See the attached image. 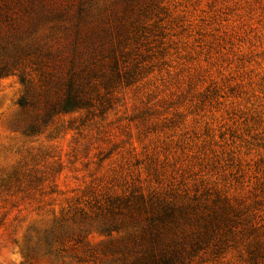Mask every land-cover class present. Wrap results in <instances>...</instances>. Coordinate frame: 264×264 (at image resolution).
I'll return each instance as SVG.
<instances>
[{
	"label": "rangeland",
	"instance_id": "obj_1",
	"mask_svg": "<svg viewBox=\"0 0 264 264\" xmlns=\"http://www.w3.org/2000/svg\"><path fill=\"white\" fill-rule=\"evenodd\" d=\"M95 8L104 23L94 29L110 35L94 58L80 47L76 69L92 107L43 126L62 98L69 24L24 38L30 56L0 78V264H133L141 221L111 234L100 226L108 200L128 198L125 215L153 190L191 205L184 212L198 222L180 221L179 239L208 229L209 247L191 264H264V0ZM113 57L134 72L131 83L110 82ZM29 126L39 133L24 134Z\"/></svg>",
	"mask_w": 264,
	"mask_h": 264
},
{
	"label": "trees",
	"instance_id": "obj_2",
	"mask_svg": "<svg viewBox=\"0 0 264 264\" xmlns=\"http://www.w3.org/2000/svg\"><path fill=\"white\" fill-rule=\"evenodd\" d=\"M98 0H0V78L16 71L19 61L22 58L30 56L28 49L19 46L24 38L31 37L42 25L52 22H61L71 26L70 31V52L68 59L66 80L61 85L63 88H56L62 95L59 104L49 103L46 107V114L43 119V126L47 125L51 118L57 113H68L75 110H81L92 107L91 98L87 96L83 83L77 72V60L80 47L85 46L89 50L90 58H94L96 53L100 55V48H96L94 43L99 39H107L109 30L99 28L104 22L99 14V20L93 21L94 9L97 10ZM98 11V10H97ZM93 23L99 26V33L94 29ZM54 26L50 27L53 29ZM66 26H63L64 31ZM102 35V36H101ZM12 47L11 62H3L5 53L8 52L5 46ZM35 54V53H34ZM93 55V56H92ZM110 70L114 73V79L110 82L115 83L124 79L126 84L131 83L134 72L120 71L118 63L113 57ZM19 76L20 82L25 86L26 79L22 73ZM109 85H112L108 82ZM107 90V88H104ZM20 108L27 106L25 95L18 102ZM59 105V107H58ZM57 107L59 112H57ZM24 134L32 135L39 133L38 128L29 126L23 130ZM165 196H170L164 192ZM138 197L135 204H131L133 213L122 214L130 205L126 197L108 200L105 208L104 221L100 229L105 234L118 232L130 223L141 221V230L145 246L141 250L133 264H191L193 259L209 247L210 236L207 232L200 233H181L179 239L178 229H182L186 224L192 225L191 217L186 216L190 204L178 206L173 201H167L161 197V193L156 190L148 192L145 199L142 193H137ZM132 198L131 196H128ZM186 207V208H185ZM184 221L185 224H180ZM177 233V234H176Z\"/></svg>",
	"mask_w": 264,
	"mask_h": 264
}]
</instances>
